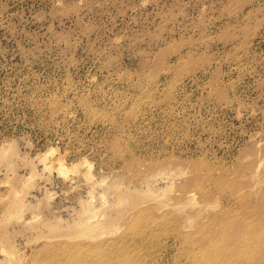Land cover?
<instances>
[{
	"label": "rangeland",
	"instance_id": "374dc122",
	"mask_svg": "<svg viewBox=\"0 0 264 264\" xmlns=\"http://www.w3.org/2000/svg\"><path fill=\"white\" fill-rule=\"evenodd\" d=\"M0 264H264V0H0Z\"/></svg>",
	"mask_w": 264,
	"mask_h": 264
}]
</instances>
